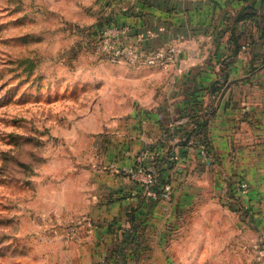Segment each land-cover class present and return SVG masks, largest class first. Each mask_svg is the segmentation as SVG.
<instances>
[{"label":"crops","instance_id":"crops-1","mask_svg":"<svg viewBox=\"0 0 264 264\" xmlns=\"http://www.w3.org/2000/svg\"><path fill=\"white\" fill-rule=\"evenodd\" d=\"M127 5L110 15L129 26L122 39L148 50L176 45L175 59L168 68L118 66L140 102L133 123L112 125L118 138L104 142L115 149L89 170L40 180L20 213L23 242L6 256L27 264H264V0ZM188 131L195 141L181 145ZM142 150L155 167L158 155H179L160 174L173 183L170 202L151 199L113 165L130 166ZM76 223L74 241L67 227Z\"/></svg>","mask_w":264,"mask_h":264},{"label":"rangeland","instance_id":"rangeland-1","mask_svg":"<svg viewBox=\"0 0 264 264\" xmlns=\"http://www.w3.org/2000/svg\"><path fill=\"white\" fill-rule=\"evenodd\" d=\"M127 1L0 0V264L29 262L6 255L40 180L87 171L115 149L112 125L133 123L128 63L103 57L93 35Z\"/></svg>","mask_w":264,"mask_h":264},{"label":"built area","instance_id":"built-area-1","mask_svg":"<svg viewBox=\"0 0 264 264\" xmlns=\"http://www.w3.org/2000/svg\"><path fill=\"white\" fill-rule=\"evenodd\" d=\"M129 30V26L116 20L110 22L102 19L93 30L95 45L101 55L111 62H126L133 66H160L168 68L169 62L175 59L178 48L176 45L170 47H159L155 49H144L140 46L129 44L122 39V35ZM190 139L189 143H193ZM201 146V154L206 164L212 162L208 159V152L204 144ZM174 164H179V155L175 152L171 156ZM117 172L131 176L134 180L147 188V194L151 199L170 202L173 198L174 186L172 181L159 177L155 164L148 162V152L140 151L130 166L115 165ZM241 191L248 192V183L241 181ZM68 238L77 240L80 237L79 224H71L67 227Z\"/></svg>","mask_w":264,"mask_h":264},{"label":"trees","instance_id":"trees-1","mask_svg":"<svg viewBox=\"0 0 264 264\" xmlns=\"http://www.w3.org/2000/svg\"><path fill=\"white\" fill-rule=\"evenodd\" d=\"M111 20H114V18L113 17H107V18H105V21L110 22ZM203 124H205V120H204ZM193 134H194V131H188V132H185V133H182L181 132V135H180V138H181L180 139V144L181 145H187L188 142L190 141V137ZM183 137H184V139H183ZM173 153H171L169 151V152L166 153V156L162 157V156L158 155V157L155 158V161L157 162L156 169H157V172L159 174V177H161L162 173L166 169V167L162 168L164 166V163L167 164V165H168V163L170 164L171 162L174 163V161H172V159H171V156L173 155ZM173 166H174V164H173Z\"/></svg>","mask_w":264,"mask_h":264}]
</instances>
